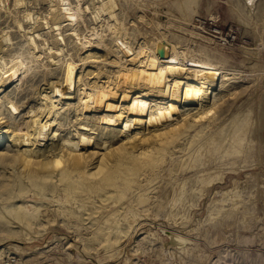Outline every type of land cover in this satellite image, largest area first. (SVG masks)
Returning <instances> with one entry per match:
<instances>
[{"label": "rangeland", "instance_id": "obj_1", "mask_svg": "<svg viewBox=\"0 0 264 264\" xmlns=\"http://www.w3.org/2000/svg\"><path fill=\"white\" fill-rule=\"evenodd\" d=\"M71 1L73 8L64 12V23L77 14L80 31L96 27L105 42L124 57L121 48L124 42L114 36L113 20L97 9L99 1ZM113 1L117 16L131 32L129 46L133 54L142 44L141 35L151 39L154 35L160 36L161 31L170 43L178 42L185 47L188 56L194 60L244 73H254L258 67L264 71V11L261 9L264 0H252L255 2L252 7L249 0ZM14 2L3 1L12 13L0 12V35L2 28L10 33L11 46L5 53L13 50L17 56L20 76L8 94L21 111L10 118L3 102L1 111L11 126H23L30 118L28 110L38 108L42 91L60 81L63 71L51 65L48 50L46 53L41 46L39 52L30 54L27 47V35L33 32V28L31 30L24 20L25 7L41 17L47 14L49 4L43 0H25L24 6H14ZM15 16L24 23V30L19 29ZM142 16L149 22L141 19ZM34 29L48 37L50 45L53 44L50 31L40 26ZM65 37L68 49L65 60L70 63L75 60V68L80 70L79 56L89 45L79 48L68 34ZM42 61L51 69L42 66ZM90 64L98 68L101 75L115 70L107 61ZM228 88L233 94L213 116L212 123L199 128L195 126L184 134L164 153L161 163L147 166L123 164L122 168H130L127 171L129 176L115 179L109 182V186L102 184L98 191L89 189V183L82 180L81 185L76 183L71 189L78 198L63 205L55 194L62 189L33 192L35 202L32 204L39 209L30 231L22 230L15 222H7L12 220L14 212L7 210L5 204L21 203L20 197L10 196L22 188L28 190L30 179L18 176L19 150L3 139L0 142V249L5 250L1 254L15 253L20 256L22 264H82L79 257L91 259L94 264H264V75L243 74ZM82 93L79 90L77 99L68 104L71 106L70 118L75 117L74 110L79 108L77 103ZM236 113L247 115L249 120L241 143L242 152L237 156L228 155L223 150L231 147L229 131L234 123L232 116ZM67 120L65 116L62 121ZM214 122H223L225 128L221 127L213 134L218 143L207 149L205 140L201 142L204 139L201 133L210 131L205 129ZM97 132L95 136L101 141L102 126ZM89 149L97 151V148ZM199 151L203 154L195 160ZM208 178L212 179L205 183L204 179ZM51 181L55 180L46 178L48 184ZM89 192L94 196L89 198ZM62 207L66 208L65 214L61 213ZM106 216L111 218L107 221ZM46 222H54V225H45ZM107 225L112 228L110 237L118 240L113 244L104 242L109 231ZM171 233L182 240L173 241Z\"/></svg>", "mask_w": 264, "mask_h": 264}, {"label": "bare ground", "instance_id": "obj_2", "mask_svg": "<svg viewBox=\"0 0 264 264\" xmlns=\"http://www.w3.org/2000/svg\"><path fill=\"white\" fill-rule=\"evenodd\" d=\"M3 1L0 0V12L3 10L12 13V10L6 9ZM43 1L49 4V9L47 14L41 17L38 14L35 16L32 10L25 7L24 20L28 22L31 30L33 28V32L30 31L27 35V47L30 54L39 52L41 46L46 53L48 50L47 57L51 65L61 69L63 77L60 81L53 82L50 88L47 87L42 91L38 108L28 110L30 118L23 126L21 124L11 126L4 112L1 111L3 102L5 112L10 118H14L21 108L8 94L10 87L18 83L20 76L16 66L17 56L13 50L5 53L6 50H10V33L2 28L3 33L0 35V142L5 139L9 141L8 144L19 150L20 163L17 169L21 175L18 176L30 179L27 184L28 190L22 188L19 193L10 196L16 199L20 197L21 203L12 201L10 204H5V208L14 212L12 220L7 222L11 224L15 222L22 230L30 231L34 228V219L37 218L36 212L39 207L32 204L33 201L35 202L33 192L45 193L47 189L57 192L62 189L63 193L58 191L55 194L63 205L66 201L78 198L77 193H73L71 189L76 183L81 185L82 180L89 183V189L98 191L102 184L109 186V182L129 176L127 171L130 168H122L125 166L123 164L138 166L140 163L147 166L161 163L164 153L184 134L195 126L199 128L212 123L213 116L220 112L226 99L233 94L228 88L231 82L239 81L243 74L262 77L264 75V71L259 67L254 73H244L194 60L188 56L186 48L180 43H170L157 26L160 36L154 35L151 39H146L139 32L142 44L137 46L133 54L129 46L131 32L120 19L121 17L117 16L114 1L98 0L97 9L113 20L114 36L124 42L121 48L125 56L122 57L105 42L96 27H86L87 30L80 31L77 28V14L70 17L66 23L67 27L63 29L66 18L62 17L66 15L64 12L73 8L71 0ZM249 2L247 3L251 7L255 5L252 0ZM24 5L25 0L14 2V6ZM261 9L264 11V7ZM141 19L146 17L142 16ZM146 20L149 22L148 19ZM15 21L21 31L25 29L24 23L19 18L16 17ZM35 26L51 32L54 38L52 45L49 44L48 37H43L38 29H34ZM195 26L197 27V24ZM198 27L204 28L200 25ZM67 30L68 32L64 33ZM204 31L210 34L205 28ZM65 34H68L71 41H74L79 48L89 45L79 56L82 65L80 70L75 68L77 65L75 60H72V63L65 60L68 51ZM214 36L221 37L218 34ZM207 37L216 41L212 37ZM40 39L42 41H39ZM258 41L263 42V39ZM159 47L164 50L162 55L158 52ZM98 61H107L115 70L101 75L98 68L90 64ZM42 66L51 69L43 61ZM79 90L83 92L78 98L79 108L75 106V109L78 108L74 110L75 117L70 118L71 106L68 104L77 99ZM65 116L67 122L62 121ZM233 121L232 129L229 128L230 134L227 131L231 136L229 139L232 140L231 147L223 150L228 155L237 156L242 152L241 143L245 139L244 134L249 120L247 115L245 117L236 113L232 116ZM223 124V122H214L211 127L205 129L209 128L210 131L203 130L201 133L204 134L201 142L205 140L207 149L218 143L213 134L220 130ZM100 126L103 128V137L98 141L95 135L98 134L97 130ZM89 148H97V151ZM202 154L203 151H199L194 159ZM46 178L55 181L48 184ZM211 179H204V182L209 183ZM88 196L93 197L94 193L89 192ZM65 210L66 208L62 207L61 213L65 214ZM110 218L106 216L107 221ZM47 224L54 225V222H46L45 225ZM106 227L109 231L105 234L104 242L113 244L118 241L110 237L111 226ZM119 231L121 229H118ZM22 238H31V236H22ZM171 238L173 241L182 240L172 233ZM0 250V264H6L9 258L15 259L13 264H22L19 255L10 252L1 254L5 249ZM78 259L82 264H94L91 259L80 257Z\"/></svg>", "mask_w": 264, "mask_h": 264}, {"label": "built area", "instance_id": "obj_3", "mask_svg": "<svg viewBox=\"0 0 264 264\" xmlns=\"http://www.w3.org/2000/svg\"><path fill=\"white\" fill-rule=\"evenodd\" d=\"M13 262L15 263V259L9 258V259H7V263L6 264H13Z\"/></svg>", "mask_w": 264, "mask_h": 264}, {"label": "water", "instance_id": "obj_4", "mask_svg": "<svg viewBox=\"0 0 264 264\" xmlns=\"http://www.w3.org/2000/svg\"><path fill=\"white\" fill-rule=\"evenodd\" d=\"M158 52H159V54H161V55H162V54L164 53V50H163V48H162V47H159V48H158Z\"/></svg>", "mask_w": 264, "mask_h": 264}]
</instances>
